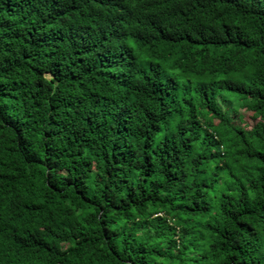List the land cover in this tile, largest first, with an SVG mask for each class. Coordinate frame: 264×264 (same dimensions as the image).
<instances>
[{
    "label": "trees",
    "instance_id": "obj_1",
    "mask_svg": "<svg viewBox=\"0 0 264 264\" xmlns=\"http://www.w3.org/2000/svg\"><path fill=\"white\" fill-rule=\"evenodd\" d=\"M0 264H264V0H0Z\"/></svg>",
    "mask_w": 264,
    "mask_h": 264
},
{
    "label": "rangeland",
    "instance_id": "obj_2",
    "mask_svg": "<svg viewBox=\"0 0 264 264\" xmlns=\"http://www.w3.org/2000/svg\"><path fill=\"white\" fill-rule=\"evenodd\" d=\"M253 117H254V114L251 115V114L246 113L241 123L243 125H248V123L252 121Z\"/></svg>",
    "mask_w": 264,
    "mask_h": 264
}]
</instances>
